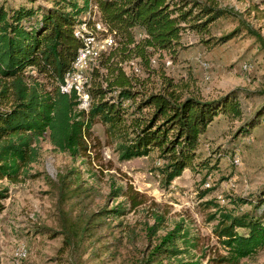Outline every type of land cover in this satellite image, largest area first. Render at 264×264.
Masks as SVG:
<instances>
[{
  "label": "rangeland",
  "instance_id": "374dc122",
  "mask_svg": "<svg viewBox=\"0 0 264 264\" xmlns=\"http://www.w3.org/2000/svg\"><path fill=\"white\" fill-rule=\"evenodd\" d=\"M57 1L0 0V8H42L38 16L42 18L44 10L54 8ZM76 1L83 5V0ZM219 1L243 17L218 20L210 36L185 32L178 54H156L149 71L138 60L124 66L143 93L163 90L169 82L185 86L187 95L203 100L234 93L241 116L222 113L216 117L201 136L194 165L168 184L160 172L165 161L157 151L149 157L120 160L99 119L88 133L87 149L76 156L56 151L45 134L39 162L31 165L28 174L17 183L0 180L5 196L0 201V264H136L180 224L191 242L179 243L186 252L183 258L222 264L218 260L228 251L217 236V220L212 216L225 209L249 212L250 205L238 206L232 200L256 201L264 192V45L243 27L226 43L205 41L235 32L241 20L264 38V22L248 13L253 6L264 10V0ZM89 16L103 23L93 0L78 20ZM28 74L38 75L34 69ZM205 162L208 168L201 166ZM80 186L76 195L69 192ZM117 188L137 195L141 205L134 206L128 195L116 196ZM117 206L126 213L100 214ZM63 212L72 219L96 215L93 231L74 247L65 242ZM157 217L162 218L160 224ZM151 228L159 229L156 235ZM239 264H264V250Z\"/></svg>",
  "mask_w": 264,
  "mask_h": 264
},
{
  "label": "trees",
  "instance_id": "16d2710c",
  "mask_svg": "<svg viewBox=\"0 0 264 264\" xmlns=\"http://www.w3.org/2000/svg\"><path fill=\"white\" fill-rule=\"evenodd\" d=\"M93 1L108 32L114 34L115 45L91 70L88 113L78 109L76 92L65 94L60 86L80 48L75 30L90 0H83V5L76 0H58L54 8L44 10L42 18L38 17L42 8H0V180L17 183L27 175L31 165L39 162L40 140L47 133L58 152L76 156L81 149L86 150L88 133L99 119L116 145L120 160L149 157L157 151L165 161L160 172L168 184L194 165L201 136L216 117L222 113L241 116L234 93L203 100L187 95L185 86L173 82L158 92L143 93L124 66L138 60L149 71L156 54H178L185 32L210 36L218 20L237 21L243 17L241 14L222 6L219 0ZM248 13H255V19L264 22V10L258 6ZM241 25L229 35L217 39L211 36L205 42L226 43L243 27L264 45V38L247 21L241 20ZM30 69L38 75L28 74ZM201 166L208 168V162ZM80 190L81 186L69 192L76 195ZM114 194L130 196L136 207L142 203L123 188H117ZM4 197L1 191L0 201ZM232 202L250 205L251 211L238 214L225 209L212 216L217 220V236L228 251L218 260L222 264H239L264 250V192L256 201L238 198ZM103 213L105 217L121 216L126 210L117 206ZM94 216L72 219L63 212L67 245L74 247L93 231ZM157 220L160 224L162 218ZM158 230L150 231L156 235ZM188 236L178 225L136 264H202L182 257L186 252L179 243L191 245Z\"/></svg>",
  "mask_w": 264,
  "mask_h": 264
},
{
  "label": "built area",
  "instance_id": "2783aa9c",
  "mask_svg": "<svg viewBox=\"0 0 264 264\" xmlns=\"http://www.w3.org/2000/svg\"><path fill=\"white\" fill-rule=\"evenodd\" d=\"M75 37L82 42V46L72 64V69L65 75L64 83L60 88L65 94L76 92L79 100L78 109L89 111L91 96L88 71L98 63L104 52L115 45V39L112 34L108 33L101 21L91 16L84 18L79 24ZM139 70L137 66L136 71Z\"/></svg>",
  "mask_w": 264,
  "mask_h": 264
}]
</instances>
